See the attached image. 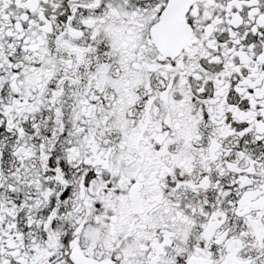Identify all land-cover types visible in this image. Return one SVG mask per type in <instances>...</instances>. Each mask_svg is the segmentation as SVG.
I'll return each mask as SVG.
<instances>
[{"label": "snow or ice", "instance_id": "obj_1", "mask_svg": "<svg viewBox=\"0 0 264 264\" xmlns=\"http://www.w3.org/2000/svg\"><path fill=\"white\" fill-rule=\"evenodd\" d=\"M0 264H264V0H0Z\"/></svg>", "mask_w": 264, "mask_h": 264}]
</instances>
